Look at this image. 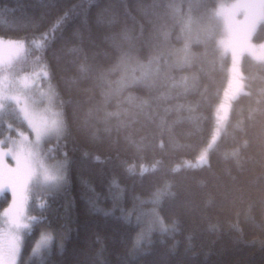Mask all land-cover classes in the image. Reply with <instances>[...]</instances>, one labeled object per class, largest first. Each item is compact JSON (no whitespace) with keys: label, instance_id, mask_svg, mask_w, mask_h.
<instances>
[{"label":"trees","instance_id":"obj_1","mask_svg":"<svg viewBox=\"0 0 264 264\" xmlns=\"http://www.w3.org/2000/svg\"><path fill=\"white\" fill-rule=\"evenodd\" d=\"M219 1L0 0V39L25 43L0 76L39 71L63 123V177L30 200L17 264H264V61L243 53L190 164L229 81ZM139 63L153 74L131 80ZM45 202L54 244L32 253Z\"/></svg>","mask_w":264,"mask_h":264},{"label":"rangeland","instance_id":"obj_2","mask_svg":"<svg viewBox=\"0 0 264 264\" xmlns=\"http://www.w3.org/2000/svg\"><path fill=\"white\" fill-rule=\"evenodd\" d=\"M221 36L219 45L223 53L230 56L229 81L224 96L216 109V135L210 139L194 163L204 161L208 149L219 134L225 123L228 103L243 89L239 61L243 53L255 60L264 61V41L254 43L252 35L264 15V0H221L214 9ZM24 41H7L0 39V68L9 64L24 51ZM139 65V66H138ZM137 74L127 72L131 80H145L153 74L149 64H138ZM125 67V66H124ZM32 68V65H29ZM5 74L0 76V122L6 130L0 129V246L9 243L15 246L17 258L23 240V233L28 228V205L30 200L45 188L59 184L64 173V166L53 156V141L60 136L63 123L59 111L54 105V94L48 84L41 86V73L20 74L17 68L7 67ZM10 70L18 74L11 77ZM32 70V69H31ZM32 72V71H30ZM14 73L12 72V75ZM47 86V87H46ZM11 108L20 117L25 126L12 125L8 120ZM52 138V139H51ZM200 154V155H201ZM23 171L26 176V200L23 214L17 220L13 211L17 204L16 193L8 182L9 173ZM43 246L37 247L36 241L31 250L39 252ZM0 264H7L0 258Z\"/></svg>","mask_w":264,"mask_h":264},{"label":"snow or ice","instance_id":"obj_3","mask_svg":"<svg viewBox=\"0 0 264 264\" xmlns=\"http://www.w3.org/2000/svg\"><path fill=\"white\" fill-rule=\"evenodd\" d=\"M25 181L26 176L23 171L9 173L8 182L12 190L16 193L17 204L12 213V215L18 220L19 217L23 214L24 203L26 200V190H25ZM58 194V189H53L45 197V201H51L56 198ZM51 208L50 202H45L40 206L42 215L33 222L32 229L29 232V235H32L33 232L39 230V237L36 239L37 247H50L51 244H54V236L56 233V228L53 226V220L49 218L47 213ZM61 250L63 248L62 241L60 242ZM0 258H4L7 261V264H15L17 258V250L14 245L9 243L6 247L0 246Z\"/></svg>","mask_w":264,"mask_h":264},{"label":"bare ground","instance_id":"obj_4","mask_svg":"<svg viewBox=\"0 0 264 264\" xmlns=\"http://www.w3.org/2000/svg\"><path fill=\"white\" fill-rule=\"evenodd\" d=\"M187 5V4H186ZM53 44V43H52ZM192 52V51H191ZM175 71V70H174ZM255 73V72H254ZM121 91V90H120ZM63 126V125H62ZM63 132V131H62ZM52 139V138H51ZM65 176V175H64ZM154 224V223H153Z\"/></svg>","mask_w":264,"mask_h":264}]
</instances>
